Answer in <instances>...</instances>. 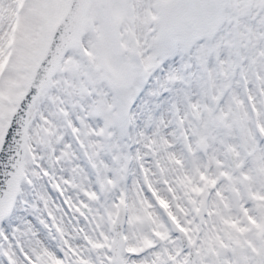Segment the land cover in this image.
I'll use <instances>...</instances> for the list:
<instances>
[{
    "label": "snow or ice",
    "instance_id": "snow-or-ice-1",
    "mask_svg": "<svg viewBox=\"0 0 264 264\" xmlns=\"http://www.w3.org/2000/svg\"><path fill=\"white\" fill-rule=\"evenodd\" d=\"M0 264H264V0H0Z\"/></svg>",
    "mask_w": 264,
    "mask_h": 264
}]
</instances>
